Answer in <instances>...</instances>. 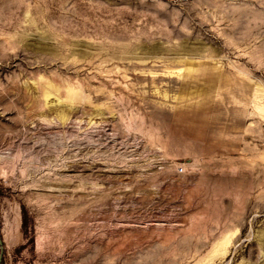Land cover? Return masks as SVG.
<instances>
[{
    "label": "rangeland",
    "instance_id": "obj_1",
    "mask_svg": "<svg viewBox=\"0 0 264 264\" xmlns=\"http://www.w3.org/2000/svg\"><path fill=\"white\" fill-rule=\"evenodd\" d=\"M0 237V264H264V0H0Z\"/></svg>",
    "mask_w": 264,
    "mask_h": 264
},
{
    "label": "built area",
    "instance_id": "obj_2",
    "mask_svg": "<svg viewBox=\"0 0 264 264\" xmlns=\"http://www.w3.org/2000/svg\"><path fill=\"white\" fill-rule=\"evenodd\" d=\"M184 172V169H183V167H178L177 168V173H183Z\"/></svg>",
    "mask_w": 264,
    "mask_h": 264
},
{
    "label": "water",
    "instance_id": "obj_3",
    "mask_svg": "<svg viewBox=\"0 0 264 264\" xmlns=\"http://www.w3.org/2000/svg\"><path fill=\"white\" fill-rule=\"evenodd\" d=\"M2 241H1V237H0V245H1ZM0 259H1V255H0Z\"/></svg>",
    "mask_w": 264,
    "mask_h": 264
}]
</instances>
